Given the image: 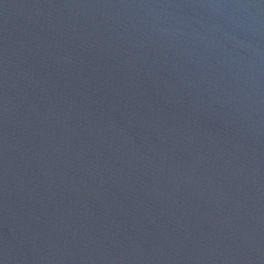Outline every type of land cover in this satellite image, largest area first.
I'll use <instances>...</instances> for the list:
<instances>
[{
    "label": "water",
    "instance_id": "1",
    "mask_svg": "<svg viewBox=\"0 0 264 264\" xmlns=\"http://www.w3.org/2000/svg\"><path fill=\"white\" fill-rule=\"evenodd\" d=\"M0 264H264V0H0Z\"/></svg>",
    "mask_w": 264,
    "mask_h": 264
}]
</instances>
